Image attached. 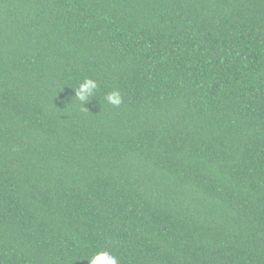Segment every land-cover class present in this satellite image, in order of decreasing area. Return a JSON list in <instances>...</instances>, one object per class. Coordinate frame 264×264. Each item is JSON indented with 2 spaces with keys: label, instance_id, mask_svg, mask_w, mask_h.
<instances>
[{
  "label": "trees",
  "instance_id": "16d2710c",
  "mask_svg": "<svg viewBox=\"0 0 264 264\" xmlns=\"http://www.w3.org/2000/svg\"><path fill=\"white\" fill-rule=\"evenodd\" d=\"M105 249L264 264V0H0V264Z\"/></svg>",
  "mask_w": 264,
  "mask_h": 264
},
{
  "label": "clouds",
  "instance_id": "9594fccd",
  "mask_svg": "<svg viewBox=\"0 0 264 264\" xmlns=\"http://www.w3.org/2000/svg\"><path fill=\"white\" fill-rule=\"evenodd\" d=\"M97 88V82L88 77H85L76 87L75 98L83 109L87 110L84 105L91 100ZM104 99L107 103L117 107L123 102L120 92L117 90L109 92ZM86 260L88 264H119L118 258L106 249L91 253Z\"/></svg>",
  "mask_w": 264,
  "mask_h": 264
}]
</instances>
